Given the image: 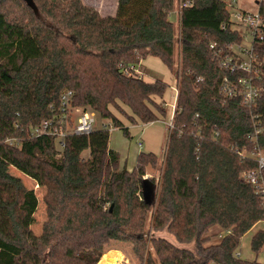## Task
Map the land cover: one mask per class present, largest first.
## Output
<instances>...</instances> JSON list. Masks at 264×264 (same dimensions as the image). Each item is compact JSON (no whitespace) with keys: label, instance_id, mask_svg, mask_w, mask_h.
I'll return each instance as SVG.
<instances>
[{"label":"trees","instance_id":"obj_1","mask_svg":"<svg viewBox=\"0 0 264 264\" xmlns=\"http://www.w3.org/2000/svg\"><path fill=\"white\" fill-rule=\"evenodd\" d=\"M33 1L38 16L25 0H0V264H99L106 253L124 254L126 247L112 242L132 244L140 264H262L237 255L242 239L264 224V199L241 179L257 161L236 150L264 152V77L251 109L220 95L228 73L210 46L242 41L224 2L194 0L177 30L170 20L176 0H119L117 15L106 17L82 0ZM260 10L264 15V4ZM150 57L179 79L160 184L144 179L160 158L141 152L128 171L107 129L71 136L64 149L54 137L32 135L54 118L68 91L75 107L111 120L128 138L111 108L134 126L160 121L151 107L167 115L154 99L164 100L169 85L125 72ZM253 116L261 122L257 141ZM11 168L46 191L39 233V199ZM147 183L156 189L153 201ZM213 229L223 237L209 245L219 236L209 235ZM152 230L194 242L195 252L152 237ZM251 249L263 252V229Z\"/></svg>","mask_w":264,"mask_h":264},{"label":"built area","instance_id":"obj_2","mask_svg":"<svg viewBox=\"0 0 264 264\" xmlns=\"http://www.w3.org/2000/svg\"><path fill=\"white\" fill-rule=\"evenodd\" d=\"M231 12L232 28L234 25L244 27L245 34H240L241 43H235L226 49L217 48L216 44H212L210 49L213 51L215 59L222 70L228 75L224 77L220 85V95L225 99H236L241 104L251 109L256 106L262 96L264 77V49L256 46L264 45V15L260 10V5L264 4V0L256 1V8L246 10L239 6L237 0H222ZM194 0H176L175 10L170 14L171 18L175 17L176 22H171L180 27L182 12L185 8L191 7ZM225 30L226 27H223ZM126 74L141 75L139 67H128L125 69ZM202 81L201 78H199ZM178 94V93H177ZM171 120L168 123L170 131L173 130L174 115L176 104ZM95 113L73 105V93L65 92L57 109L54 118L43 121L34 131L35 136H49L56 138L60 149L65 148L67 138L71 136H89L95 129ZM254 120V140L261 134V122L258 116H253ZM12 143V141H10ZM138 148L142 150L143 144L137 142ZM241 158H253L258 163V169L247 171L241 174V179L249 185L256 188L257 192L264 199V152L257 148L252 153L245 150L239 152ZM223 237V233L220 235ZM264 252V249H263ZM241 256L240 253L237 254Z\"/></svg>","mask_w":264,"mask_h":264},{"label":"rangeland","instance_id":"obj_3","mask_svg":"<svg viewBox=\"0 0 264 264\" xmlns=\"http://www.w3.org/2000/svg\"><path fill=\"white\" fill-rule=\"evenodd\" d=\"M86 6L92 7L104 17L106 16H116L118 13V4L119 0H82ZM257 0H237L239 6L246 10H253L256 8ZM172 22H176V18H171ZM177 30L178 26L173 25ZM234 30L240 32V34H245L246 30L244 27L234 25ZM178 43L176 44V60L179 64L180 57V49L181 43L179 42V36L177 37ZM141 75L139 78H142L146 82H155L156 80H161L162 82L169 85V90L164 98V100L155 98L156 105H162L164 102V107L167 109V115L163 117L154 107H151L154 112H156L160 121L149 124V125H139L135 127L128 117L124 116L118 110L111 108L114 116L122 122L125 127L130 128L132 130L131 138H128L124 135L123 131L115 128L112 124L111 120L103 119L99 115L95 117V130H103L107 129L110 132V148L116 150L121 157V164L127 168L128 171H132L135 166V162L137 156L141 152L145 153H154L160 158V165L157 169L148 168L144 179L155 180L157 184L161 183V172L163 167V162L165 159L166 146L168 142V135L170 133V128H168V123L171 120V116L174 112L175 104L178 99V83L179 79L176 76L175 72L169 71V69L156 58H151L144 63V65L139 66ZM177 70V69H176ZM178 93V94H177ZM122 109L130 116V110L122 106ZM91 111V110H90ZM93 112V111H92ZM137 133V134H136ZM143 133V134H142ZM140 137V138H139ZM139 138V140H138ZM141 141L143 144L142 150L138 148L137 142ZM85 157H88V154H85ZM11 173H14L15 176L19 177L24 185L29 190H34L38 199H39V208L35 215V224L33 225V230L35 233H39L41 231L43 223L46 221V206L44 204V196L45 189L38 187L35 182H33L30 178L20 173L14 168H11ZM38 187V188H37ZM156 192V191H155ZM264 230V224L257 225L254 227L243 239L241 242V246L239 248V253L241 254V258L248 261H258L259 263L264 264V252L260 253L258 256L251 249V240L253 236L257 233L258 230ZM216 233L214 229L210 232V236ZM152 237L165 239L175 247L179 249H185L191 252H195L196 245L194 242H184L178 240L173 234L168 232V230L163 231H154L151 232ZM221 239L220 236L212 239L209 245L216 244ZM116 244L118 246H125L126 250L124 251L125 255V263L126 264H140L138 258L136 257L133 251V245L130 243H121V242H112L110 245ZM108 245V246H110ZM107 247V246H106ZM105 247V248H106ZM113 252V251H111ZM120 252V251H117ZM122 253V252H121ZM103 257V256H102ZM102 259V258H101ZM108 257L104 256V260L106 261ZM101 263V262H99ZM124 263V262H123ZM115 264H122L120 261H116ZM212 264V263H211Z\"/></svg>","mask_w":264,"mask_h":264},{"label":"water","instance_id":"obj_4","mask_svg":"<svg viewBox=\"0 0 264 264\" xmlns=\"http://www.w3.org/2000/svg\"><path fill=\"white\" fill-rule=\"evenodd\" d=\"M26 4L28 5V7L33 10L34 14L36 16L39 15V10H38V7L36 6V4L34 3L33 0H25ZM145 180H148V179H145ZM148 182V181H146ZM155 187L152 186L150 183H147V197L150 199V200H154V197H155Z\"/></svg>","mask_w":264,"mask_h":264},{"label":"crops","instance_id":"obj_5","mask_svg":"<svg viewBox=\"0 0 264 264\" xmlns=\"http://www.w3.org/2000/svg\"><path fill=\"white\" fill-rule=\"evenodd\" d=\"M150 58H148L147 60H145L143 63H142V65H144V63L146 62V61H148ZM135 127H138V126H135ZM129 131H130V135H132V130H130V128H129ZM137 134V133H136ZM143 134V133H142ZM140 138V137H139ZM139 138H138V140H139ZM150 153V152H149ZM153 153V152H152ZM214 231H216V233H214V234H218L219 236L222 234L221 232H219V231H217V230H214ZM114 252H117V251H113V252H109V253H106V254H104L103 255V257H102V259L100 260V262L101 263H99V264H115V262L116 261H120L118 258H116V257H114V256H109L108 257V259L106 260V261H103L104 260V256L105 255H110L111 253H114ZM119 253H121V252H119ZM122 255H123V257H124V259L122 260V261H120V262H122V264H126L125 263V256H124V254L123 253H121ZM124 262V263H123Z\"/></svg>","mask_w":264,"mask_h":264}]
</instances>
